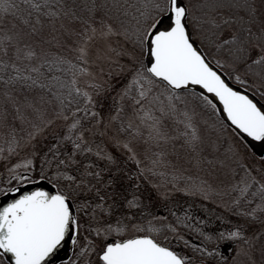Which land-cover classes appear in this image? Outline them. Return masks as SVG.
Masks as SVG:
<instances>
[{
  "label": "snow or ice",
  "instance_id": "6c2138e0",
  "mask_svg": "<svg viewBox=\"0 0 264 264\" xmlns=\"http://www.w3.org/2000/svg\"><path fill=\"white\" fill-rule=\"evenodd\" d=\"M55 5L52 7L49 0H0V24H5L0 28V128L6 129L0 144L7 146L9 154L27 149L24 159L7 169V176L15 179L17 185L45 180L51 185V190L33 186L30 190L20 191L16 185H8L6 178L5 186L0 187V264H209V259L214 264H235L241 254L251 264H264V245L257 261L251 251L244 248L254 237L245 238L239 226L230 231L206 232L189 223V213L173 211L175 205L169 209L174 222L153 223L156 218L152 217L146 222V228L143 223H132L130 231L127 221L136 218L132 213L143 204L135 192L126 195L124 203L128 211L123 216L115 223L101 224L98 210L111 215L118 205L109 193L115 197L119 192L115 190L113 176H108L99 188L95 187L106 169L92 164L86 155L95 151L97 156L113 160L111 153L101 151L98 146L94 149L90 137L94 138L98 132L106 134L111 124L118 120L121 132L130 129L135 135H129L125 140L112 139L128 150L129 159H134L138 166L141 161L130 141L142 138L147 145L155 144L157 151L151 157H145L151 167H139L138 172L131 173L137 178L132 187L138 190L140 173L155 174L171 163L162 159L167 153L160 147L161 142L167 144L175 138L169 136L163 126L165 116L171 115L184 125L180 147L191 151L188 160L192 165L215 168L219 163L231 178L214 187L206 179L186 177L180 168L160 171L161 177L171 176L174 186L178 178H184L191 183H186L180 191L199 193L205 199H211L213 193L228 197L217 202L229 210L234 208L243 216L259 218L257 213H264V155L253 160L255 153H247L250 145L245 143V137L264 143V104L230 85L222 69L228 67L229 75L235 73V82L255 90L264 100V91H261L264 88V0H260L259 5L252 0H244L242 4L229 0H112L107 6L109 10L101 11L100 15H95L97 9L105 6L86 2L83 4L86 16L78 14L76 3L55 0ZM241 7L246 9V17L218 11ZM112 8L120 17L116 26L109 19ZM63 17L82 21L79 32L67 27L63 19L59 24L63 34L79 37L73 49L78 53L74 58L47 47L62 39L56 20ZM49 27L50 32H45ZM225 28H232L226 38L222 37ZM115 35L130 42L131 48L125 52L129 57L126 67L123 62L120 65V71L126 73V82L118 88L114 111L110 110L105 118L98 111L94 93L102 92L107 81L101 83L96 79V73L85 65L89 63L88 42L95 36L108 38ZM67 47L73 48V45ZM108 47L111 49V45ZM240 65H243L244 75L251 76L255 83L250 84L242 77L238 71ZM42 66L55 67L64 74L48 76L42 72ZM81 75L89 77L84 85L78 79ZM108 75L110 78L111 72ZM192 85L202 91L190 87ZM113 86L107 84L109 90ZM37 89L41 91L35 96L29 95ZM189 97L216 117L214 126L221 137L228 136L229 131L237 137L235 140L228 137L227 163L211 154L217 149L218 141L211 142L208 145L211 151L205 152L204 141L193 123L195 110L189 111L186 107L178 110L177 104L186 103ZM125 98L131 100L132 111L139 121L135 125L132 120L120 119ZM217 101L222 105L226 122L221 120ZM137 104L138 108L135 107ZM8 105L15 109L13 113H9ZM151 105H158V108ZM157 111L160 115L155 114ZM17 120L24 127L17 128ZM57 121L63 122L62 134L52 132L54 142L37 148L36 138L48 136L47 130ZM78 156L83 159V164ZM21 167L25 175L17 171ZM90 167L97 170L91 172ZM256 172L261 173L259 179ZM103 188L108 191L101 195ZM172 190L175 187L165 189L159 195L165 196ZM93 191L94 195H91ZM5 193L16 195L6 199ZM147 214L151 216V213ZM165 219L162 217L161 221ZM204 223L199 221L200 225ZM185 227L202 235L205 241L214 242L213 246L209 247L207 243L192 246L181 232ZM82 230H86L83 240ZM113 232L117 238L110 241L108 237ZM93 234L104 239L97 242L91 238ZM173 237L177 245L183 242L186 248L190 247L192 255L173 247L170 242ZM239 238H243V242L237 245L236 256L230 261L221 246ZM65 245L71 255L66 253L61 259L59 254Z\"/></svg>",
  "mask_w": 264,
  "mask_h": 264
},
{
  "label": "rangeland",
  "instance_id": "374dc122",
  "mask_svg": "<svg viewBox=\"0 0 264 264\" xmlns=\"http://www.w3.org/2000/svg\"><path fill=\"white\" fill-rule=\"evenodd\" d=\"M257 5L260 4V0H256L255 2ZM7 23V22H5ZM61 23V20L56 22L57 29L61 31L62 33V39H60V42L58 44H52L49 43L47 47H50L52 50H58V51H71L74 54H78L73 51V49L76 47V40L79 39L78 36L75 35H68L63 34V30L59 29V24ZM63 23L69 27V28H75L77 32L80 31V25L77 23L70 22L68 20H63ZM5 27V24H0V28ZM48 32H50V28L47 29ZM47 32V31H46ZM89 46L87 49V59L89 61L88 64L85 65V67L89 68L91 72L96 73V79L99 80L101 83L105 84V88L100 93H94V98L97 100V108L98 111H100L105 118L108 117L109 111H114L115 106L117 105L118 101L116 100V94L118 91V88L122 86L127 79L126 73L120 71V65L121 62H123V65L126 67L127 63L129 62V57L125 55V52L130 50L131 45L130 42H127L124 40L122 36L115 35L108 38L95 36L92 38L91 41L88 42ZM72 44L73 48H68L67 45ZM111 45V49L108 47ZM39 48V45H37V49ZM99 50V51H98ZM9 56H11V52H9ZM110 57V59H109ZM101 68H103V71L101 72ZM111 72V77L109 78L108 73ZM89 77L85 75H81L78 77V79L81 82V85H84V82ZM107 84H114V86L109 90L107 87ZM241 88V87H240ZM242 87L241 89H243ZM244 90H246L244 88ZM186 91V90H185ZM248 91V90H246ZM143 103V101H141ZM167 104V101L165 100V105ZM122 105L124 108L123 115L121 116V119L124 121L132 120L133 124H137L139 121L136 118L135 114L132 111V103L131 100L128 98H125L122 101ZM148 105H146L147 107ZM135 107H139L137 104ZM153 108H158V105H151ZM187 108L189 111L195 110L196 115L193 117V123L197 126L199 130V134L202 137L205 145V152L208 153L211 151V149L208 147V145L213 141H218L217 149L214 152H211L212 155H214L217 160L224 159L225 163H227V157L228 154L225 151V149L228 147V137L232 136V138L235 140L237 137H235L230 131L228 133V136L221 137L220 133L216 130V128H212L213 122L212 120L206 115V113L200 109L197 104L195 103L194 99L191 97L188 98L186 103H178L177 108L178 110H183L184 108ZM156 115H160V113L157 111L155 113ZM62 121H57L56 125L52 127L51 129L47 130L49 135L46 136L49 139H51V133L52 132H60L62 134ZM163 126L165 127L167 134L169 136L175 137L173 140L169 141L167 144H164L161 142V150L167 153L165 157L162 159L171 161L170 164L167 166H162V168L157 171L160 173V171L164 172H171L173 168H180L184 170V175L196 177L199 179H206L208 180L214 187L217 186L220 182H229L231 178V174L227 171V169L223 166H221L219 163L216 164L215 168H212L211 165L208 167H199L192 165V163L188 160V156L191 155V151L186 147H180L183 143V138L180 135L184 131V125L183 123H179L176 118H174L171 115H167L164 118ZM214 126V125H213ZM100 128L103 129L104 125L101 124ZM129 135H135L134 133H131V130L128 135H122L118 132L116 127V121L111 124V126L108 128L106 134L101 135L99 132L96 133L94 138H91L93 140L92 147L94 149L99 147V149L106 153H111L113 160L108 161L106 158L102 156H97L95 154V151L88 153L87 155H94V158H96V161H99L102 163V165H105V167L110 168L113 167L114 163H116V155L119 153L125 154L127 157H129V152L127 149L123 147V145H117L115 143V140L112 139V137L119 138L121 140L128 139ZM44 137L41 139V137L36 138V145L37 148H39L42 145V142L46 139ZM51 141V140H49ZM249 139L245 137V143L249 145ZM132 148L137 154V157L141 161V165L139 167H151L149 164V160L146 159V155L151 157L156 151L157 147L155 144L147 145L144 143L142 138L132 139L130 141ZM256 145V144H255ZM258 146V145H257ZM247 153L251 155L252 153H255L252 148L249 146L246 149ZM27 152V149L21 148L18 149L15 153L9 154L8 151H2L0 152V180L2 181L1 187L5 186V180L7 178V184L9 185V182L13 181L16 182L15 179L8 178L7 176V169L11 167L12 164L17 163L19 160L24 159L25 153ZM264 155V152L261 154ZM260 155L256 154L252 156L253 160H256L259 158ZM7 157V159H5ZM79 157V156H78ZM134 160V159H133ZM135 161V160H134ZM136 163V161H135ZM24 170L23 167L20 169H17L20 175H25L22 173ZM255 171V170H254ZM145 174V180L148 178H151V180H155V186L157 187L158 191L164 192L165 189H173V187L181 189L184 186L178 185L175 183V186L173 183L170 182V180L166 178H162L161 175L159 177L154 178L153 173H144ZM257 178L259 179L261 176L260 172H256ZM239 178V177H237ZM17 183V182H16ZM171 192V191H169ZM151 195V194H146ZM159 195V194H158ZM152 198L150 201L153 204L151 206V209H156L158 212L163 211V213L168 217L169 222H174V216L170 213L169 209H173V205L176 206L173 211L176 209L179 210V212H187L189 213V223L194 224L197 227H201L203 231H211L213 233L218 232L220 229H225L230 231L233 227L239 226L241 230L245 233V238L247 237H254V239L249 240L248 244L244 245V248L246 250H250L252 253V256L257 261L260 260V248L262 245H264V213L258 212L257 216L259 218H247V216H243L238 219H232L227 215V208H225L221 203H218L217 200L219 199H227L226 197H218L215 193L211 194V199H205L203 195L201 194H194V196H191L194 199H185L183 203H173L169 194L165 196L159 195V197ZM209 200L211 204H208L204 200ZM249 206V210H250ZM99 214V213H98ZM165 215L160 216L158 219L161 220L162 217H165ZM99 216L102 218L100 220L101 224L106 223H115L117 218L114 219L113 215H101ZM166 220V219H165ZM205 221L203 225L199 224V221ZM128 222V221H127ZM129 223V230L131 231ZM190 231L194 236H198L200 238L205 239L202 235H199L195 233L190 228H182L181 232ZM86 230H83V236L85 234ZM256 233H260L259 236H256ZM124 235V234H121ZM93 240H96L97 242L99 240H103L104 237H96L94 234L91 237ZM117 236L115 232L112 233L111 236L108 237V240H114ZM83 240V237H82ZM243 242V238H239L236 240V242H224L221 246V251L225 255H229L230 261L232 260L233 256H236V247L238 244ZM214 242H208L210 246H213ZM250 245V247H249ZM95 256V253L92 254ZM211 264V263H209ZM235 264H251V262L247 259L246 256L241 254L237 257V260L235 261Z\"/></svg>",
  "mask_w": 264,
  "mask_h": 264
},
{
  "label": "trees",
  "instance_id": "16d2710c",
  "mask_svg": "<svg viewBox=\"0 0 264 264\" xmlns=\"http://www.w3.org/2000/svg\"><path fill=\"white\" fill-rule=\"evenodd\" d=\"M49 2H50L52 7L56 6L55 0H49ZM86 2L87 3H96L98 6H105L103 8H98L95 15H100L101 11H108L109 9L107 6L112 4V0H64V3H66V4L76 3L78 14L84 15V16L87 15V12L83 10V4ZM121 2H123V0H121ZM229 2L230 3L239 2L242 4L244 2V0H229ZM252 2L255 3L256 0H252ZM218 11L232 12V13H235L236 15L240 16V17H246V15H247L246 9H244L243 7H241V8H230V9H218ZM111 12H112V16L109 18L110 22L113 23L114 26H116L120 17L116 13L115 8H112ZM61 19L68 20L66 17H63V18H57L56 22H58ZM68 21L73 22V23H77L79 25H81V23H82V21H79V20H68ZM235 26H238V25H235ZM191 27L192 26L190 25V30H191ZM49 28H45V32L46 31L48 32L47 29H49ZM231 32H232V28H225L222 32V37L226 38L228 35L231 34ZM52 51L59 53L60 55L68 56L69 58H74L77 55V54L72 53L71 51H58V50H52ZM205 51H210V50L205 49ZM255 51L256 50L254 49V52ZM213 54H214V51H213ZM223 55H224V53H221V56H223ZM217 58L219 59L220 57H217ZM33 63H35V60H33ZM41 70H42V72H44L48 76L63 75L64 74V73H62L61 70H59L55 67L49 68L48 66H42ZM222 71L225 74V77L228 79V82L230 84H232L238 88L244 87L246 90H248L247 92H249L251 95H253L255 98H257L261 104H264V100H261L259 94L256 93L255 90H252L249 87H246L245 85H242V84L234 81L233 77H234L235 73H232L231 75H229L228 74L229 73L228 67H224L222 69ZM238 71L240 72V74L242 75V77L244 79L249 80L250 84L256 82L253 80V78L251 76H245L244 75L243 65L239 66ZM244 88H243V90H244ZM38 91H41V90H39V89L33 90L32 92L29 93V95L35 96ZM261 91H264V88H261ZM194 101L197 104V106L200 109H202L206 113V115L212 120L213 125H215L216 117L211 113V111H209L206 108L199 106V102L197 100H194ZM7 107L9 108V113H13L15 111V109L12 108L10 105H8ZM26 111L30 112V110H26ZM219 114H220L221 120L223 122H226V120L222 117L220 111H219ZM9 121L11 122V115L9 116ZM15 125L17 128L24 127L23 125L20 124V122L18 120L15 121ZM213 125H212V128L215 127ZM116 127H117L118 132L122 135H128L130 132V129H127L124 132L120 131V121L119 120L116 121ZM125 127H126V125H125ZM5 131H6V129L0 128V140H2L4 138L3 134L5 133ZM49 140H51V139L46 137V139L42 142V145L39 148H41L46 143L54 142L52 140L51 141H49ZM0 148H2L3 151H7V146L4 144H0ZM77 158L81 159L82 164H83V159L81 157H77ZM87 159L91 160L92 164L98 165L102 169H106V171L102 172V174H101L100 183H96L95 187L99 188L100 184H102L104 182V180H106L108 178V176H113L115 178V190H118L119 195L112 197L111 193H109L111 200H115L116 204L118 205V207H114L113 211H112V215H113L114 219L115 218L118 219V217L123 216L128 211L127 205L124 203L125 197L127 194H132L135 192L136 195H139L141 197L143 204L141 205V207L138 210L133 211L132 214L136 218L131 220V221H128V223H130V224H132V223H143L145 228H146L147 227L146 222L151 220L152 217L156 218L153 221V223H160V222L169 223V219H166L163 221L158 219L160 216L165 215L163 213V211L158 212V210L156 211V209H153V208L151 209V206H153V204L151 203L150 200L154 197L156 198L157 195L161 192V191H158L157 187L155 186V182H154L155 180H151V178H148L145 180V178H144L145 174L140 173V183L137 186L138 190H136L132 187L133 185H136L137 178H136V176L131 175V173L139 171V168L133 159H129V157H127L125 154L119 153L116 155V163H114L113 167H110V168H107V167H105V165H102V163H100L99 161H96V158H94V155H87ZM35 166H36V169L38 171L39 170V160L38 159L36 160ZM96 170L97 169L95 167L89 168V171H91V172H95ZM117 170H119V171H117ZM22 173L26 174L25 170H23ZM159 175H160V173L156 172L155 174H153V177L156 178V177H159ZM164 178L170 180V182L173 183L171 176H165ZM45 181H47V180H45ZM30 182H33V181H30ZM94 183H95V181H94ZM175 183H177L179 186L180 185L185 186L186 183H191V181H187L184 178H178ZM1 184H2V181L0 180V187H1ZM9 185L19 186V185H24V184L17 185L16 182L11 181V182H9ZM107 191H108L107 188L101 189V195H103ZM90 194L94 195V191H93V193H90ZM146 194H151V195L147 196ZM168 194H169L173 203H176V202L183 203L185 199H194L191 197V196H194L193 194H189V193L180 191L179 187L175 188V190H172L171 192H168L167 195ZM158 197H159V195H158ZM226 198L228 199V197H226ZM111 200L109 202H111ZM204 201H206L208 204H211L209 202V200H204ZM93 202H95V201H93ZM226 212H227V215L232 219L240 220V218H242V215L237 213L234 208H232L231 210L228 209ZM98 213L101 215H106V213L99 212V210H98ZM142 213H144V215H143V218L141 219ZM147 213H151V216H149ZM165 217H167V216L165 215ZM247 218H251V217H247ZM182 233L184 234L186 239L191 241L192 246L199 244V243H207V245L209 247H211L208 244V242L205 241V239L200 238L198 236H194L192 234V232H190V231H185V232L183 231ZM82 237H83V230L81 233V240H82ZM170 242L173 245V247H177L180 251L186 252L188 255H192L191 248L190 247L186 248L183 242H181L179 245H177L174 237L172 238V240ZM68 255H71V251L68 253ZM196 255L199 256L200 253L197 252ZM226 256L230 260V258H229L230 256L229 255H226ZM209 263L214 264V262L211 259H209Z\"/></svg>",
  "mask_w": 264,
  "mask_h": 264
},
{
  "label": "water",
  "instance_id": "95a60500",
  "mask_svg": "<svg viewBox=\"0 0 264 264\" xmlns=\"http://www.w3.org/2000/svg\"><path fill=\"white\" fill-rule=\"evenodd\" d=\"M225 78V77H224ZM226 79V78H225ZM226 81L228 82V80L226 79ZM229 83V82H228ZM230 84V83H229ZM230 85H232V84H230ZM233 86V85H232ZM190 87H193V88H196L197 89V91H202V89H200L198 86H195V85H192V86H190ZM233 87H235V86H233ZM237 90H241V91H245V90H243V89H240V88H238V87H235ZM245 93L246 94H249V95H251L249 92H247V91H245ZM207 94V93H206ZM251 96H253V95H251ZM254 97V96H253ZM255 98V97H254ZM256 99V98H255ZM257 100V99H256ZM258 101V100H257ZM259 102V101H258ZM217 103V107H218V109H219V111H220V113H221V115H222V117L226 120V116L223 114V112H222V105H219V103H218V101L216 102ZM260 103V102H259ZM261 104V103H260ZM247 139H249V140H251V138H248V137H246ZM256 144V145H255ZM249 145H250V147L252 148V150L256 153V154H258V155H261L262 153H263V151H264V143H260V142H256V141H249ZM258 145V146H257ZM33 186H43V187H45V188H48L49 190H51V185L49 184V182H47V181H34V182H31V183H29V184H27V185H25V186H22V187H19V186H17L18 188H19V190L20 191H27V190H30L31 189V187H33ZM16 194L15 193H5L4 194V197H6V199H11V198H13L14 196H15ZM6 199H4V202H6ZM69 251V249H68V246L67 245H65L64 246V250L59 254V257L61 258V259H63L64 257H65V254L67 253Z\"/></svg>",
  "mask_w": 264,
  "mask_h": 264
}]
</instances>
